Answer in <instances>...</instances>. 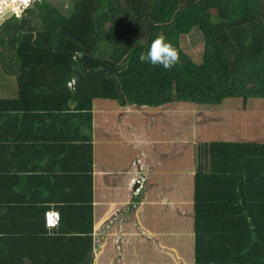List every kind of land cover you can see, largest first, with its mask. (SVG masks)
<instances>
[{
	"label": "crops",
	"instance_id": "crops-1",
	"mask_svg": "<svg viewBox=\"0 0 264 264\" xmlns=\"http://www.w3.org/2000/svg\"><path fill=\"white\" fill-rule=\"evenodd\" d=\"M1 87L0 264H264V129L250 138L262 111L249 102L264 97L186 108Z\"/></svg>",
	"mask_w": 264,
	"mask_h": 264
},
{
	"label": "trees",
	"instance_id": "trees-1",
	"mask_svg": "<svg viewBox=\"0 0 264 264\" xmlns=\"http://www.w3.org/2000/svg\"><path fill=\"white\" fill-rule=\"evenodd\" d=\"M70 1L59 26L47 24L34 7L0 25L6 36L0 67L17 79L19 97L108 98L139 106L264 97V0ZM193 23L203 34L213 29L224 51L215 61L198 64L179 49ZM157 34L178 50L171 69L139 60Z\"/></svg>",
	"mask_w": 264,
	"mask_h": 264
},
{
	"label": "rangeland",
	"instance_id": "rangeland-1",
	"mask_svg": "<svg viewBox=\"0 0 264 264\" xmlns=\"http://www.w3.org/2000/svg\"><path fill=\"white\" fill-rule=\"evenodd\" d=\"M70 2H71L70 0H37V2L31 4L29 7L37 8L39 10V13L42 15V19L44 21H47V24H49L50 26L55 27V26H59L60 24L66 21L65 12L68 9H66L65 4L70 5L71 4ZM115 33H116V30L113 31V34ZM1 38H6V36L3 35L2 30H0V39ZM179 49L183 53L190 56L192 60L198 64H206V63L213 62L217 59V57L221 56L224 53L223 49L218 45L217 41L215 40V37L213 35V29L210 30L209 33L203 34L201 30H199L197 24L195 23H193L189 33L181 35ZM7 75H8V72H5L3 68L0 67V79H1L0 80V92L3 90L1 87L2 85H4L5 87L12 88L13 90L17 88V84L15 82V76H7ZM13 90H11V92ZM241 100L242 99L238 101H234V105L238 106V109H241V107L244 105V103ZM249 102L252 106L251 105H248V106H251L252 108H255V109L261 108V111H262V117L260 118V120L262 121V123L260 124L261 128L259 125H255L256 118H254L253 116L255 121H253L252 126L254 127L255 125V127L250 132L251 134L250 138L253 139L257 136L258 133L261 132V129H264V103H260L259 105V101L256 99H251L249 100ZM177 105H178L177 103L171 104L172 107H177ZM193 105H194L193 103L187 102L186 108L196 107ZM214 106H217V105H214ZM147 109H151V108H147ZM214 111H219V110L217 108ZM152 112H155V108H152ZM173 112L175 113V117L178 118V110L173 109ZM259 112L260 110L258 109L257 111H254L251 113L252 115L253 113H255V116H256L260 114ZM193 113H197V112L193 110ZM203 114H205V112H203ZM194 116L195 115L193 114H187L186 119L189 120V117H194ZM216 117H217L218 124L220 123L223 125V122L225 121V117L227 116L223 115V113H220V114H216ZM208 127H212V126H208ZM214 132H220L219 136H224V137L228 136L230 138H233L235 135V133L232 130L227 129V128L226 129L209 128V129H203L202 136L210 137V135H212ZM211 138H213V136ZM261 190L264 192V187L261 188Z\"/></svg>",
	"mask_w": 264,
	"mask_h": 264
},
{
	"label": "clouds",
	"instance_id": "clouds-1",
	"mask_svg": "<svg viewBox=\"0 0 264 264\" xmlns=\"http://www.w3.org/2000/svg\"><path fill=\"white\" fill-rule=\"evenodd\" d=\"M35 2L37 0H0V25H3L10 18L9 14L12 12L19 18L21 12ZM69 6V4H65L66 8ZM79 55L80 53H76L73 59ZM178 59V50L163 34H157L148 50L139 56L140 62L162 66L166 70L171 69L178 62Z\"/></svg>",
	"mask_w": 264,
	"mask_h": 264
},
{
	"label": "built area",
	"instance_id": "built-area-1",
	"mask_svg": "<svg viewBox=\"0 0 264 264\" xmlns=\"http://www.w3.org/2000/svg\"><path fill=\"white\" fill-rule=\"evenodd\" d=\"M45 219L49 227H54L59 223V213L57 211L49 210L45 213Z\"/></svg>",
	"mask_w": 264,
	"mask_h": 264
}]
</instances>
